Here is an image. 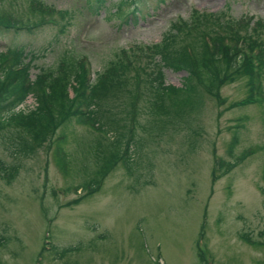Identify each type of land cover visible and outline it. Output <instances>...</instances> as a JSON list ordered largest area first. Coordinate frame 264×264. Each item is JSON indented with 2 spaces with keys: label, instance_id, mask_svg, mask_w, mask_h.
<instances>
[{
  "label": "rangeland",
  "instance_id": "rangeland-1",
  "mask_svg": "<svg viewBox=\"0 0 264 264\" xmlns=\"http://www.w3.org/2000/svg\"><path fill=\"white\" fill-rule=\"evenodd\" d=\"M30 1L6 0L1 9L30 25L46 23L1 29L0 52L24 51L32 80L68 56L87 57L98 78L124 62L126 52L160 42L174 20L189 19L193 10L264 41V0H136L123 4V14V0H106L104 7L96 0H43L50 8L44 14L32 13ZM136 4L138 22H125ZM132 74L122 98L109 103L122 132ZM184 75L165 69L167 84L182 85ZM247 92L245 80L224 86V105L204 93L200 112L160 132L150 128L152 115L141 97L130 149L141 164L130 174L119 163L91 194L82 185L99 178L94 151L99 141L110 142L107 137L74 124L62 144L66 163L54 144L61 129L28 157L13 153L20 132L1 129L0 264H264V101L239 105ZM35 106L29 95L21 108ZM221 158L237 164L226 171ZM1 165L19 168L12 182ZM201 236L205 263L197 246ZM49 246L54 249L42 250Z\"/></svg>",
  "mask_w": 264,
  "mask_h": 264
},
{
  "label": "trees",
  "instance_id": "trees-1",
  "mask_svg": "<svg viewBox=\"0 0 264 264\" xmlns=\"http://www.w3.org/2000/svg\"><path fill=\"white\" fill-rule=\"evenodd\" d=\"M4 1L6 0H0V30H31L34 26L46 23L41 19L30 25L24 18L4 12L1 9ZM105 1L96 0L97 7L100 3L104 6ZM127 1L135 0L120 2L121 5L118 6L122 14L123 4H127ZM29 5L32 13L48 12L49 7L43 0H31ZM135 13V8L129 9V13L124 15L125 22H138ZM48 21L51 23L53 18ZM257 23L255 21L253 24ZM200 26L203 30H199ZM241 30L228 29L223 24L216 23L213 16L207 17L206 12L193 10L189 19L174 20L172 28L160 42L147 46L146 49L141 47L140 52L133 55L126 52L127 59L124 62L106 69L98 78L92 77L87 57L76 59L75 56H68L57 68L40 71L36 79L32 80L30 64L25 63L27 55L24 51H2L0 130L7 127L18 130L20 134L13 139V153L28 157L46 142L52 143L57 130L61 129L62 134L54 144L57 155L66 163L68 160L62 145L66 130L74 124L97 130L110 142L105 145L101 140L95 147L94 156L99 178L82 185L89 194L94 193L99 190L103 178L119 163H123L130 174L134 173L136 165L141 164L137 158L132 157L130 150L136 139L135 129L140 124L137 104L141 97H146L147 110L152 115L150 125L153 126L150 128L157 127L158 132L165 130L174 120L175 125L186 122L188 117L200 112L204 93L215 99L219 105L226 104V99L222 97V88L238 80H245L248 90L247 97L239 101V105L264 101V41L241 34ZM137 61L141 64L137 65ZM165 69L183 71L185 75L182 85L167 84ZM131 73L133 84L132 89L127 91L130 98L126 109V128L122 132L119 130L122 120L117 117L114 107L109 103L122 98V93L128 89ZM71 88L74 96L71 95ZM29 95L35 96L36 106L33 109L21 108ZM237 143L238 136L235 135L232 147ZM140 148L137 145L138 155ZM236 164L237 161L225 162L221 158L220 166L226 171ZM1 167L9 182L19 173L17 166ZM242 237L253 243L250 237ZM199 251L203 259L202 252ZM66 252L68 250L58 254L62 257Z\"/></svg>",
  "mask_w": 264,
  "mask_h": 264
}]
</instances>
